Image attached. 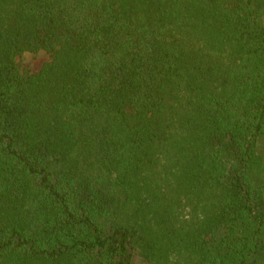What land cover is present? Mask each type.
Instances as JSON below:
<instances>
[{
  "label": "trees",
  "instance_id": "obj_1",
  "mask_svg": "<svg viewBox=\"0 0 264 264\" xmlns=\"http://www.w3.org/2000/svg\"><path fill=\"white\" fill-rule=\"evenodd\" d=\"M0 264H264V0H0Z\"/></svg>",
  "mask_w": 264,
  "mask_h": 264
},
{
  "label": "rangeland",
  "instance_id": "obj_2",
  "mask_svg": "<svg viewBox=\"0 0 264 264\" xmlns=\"http://www.w3.org/2000/svg\"><path fill=\"white\" fill-rule=\"evenodd\" d=\"M50 59L47 51L25 52L17 56V62L22 70L37 71Z\"/></svg>",
  "mask_w": 264,
  "mask_h": 264
}]
</instances>
